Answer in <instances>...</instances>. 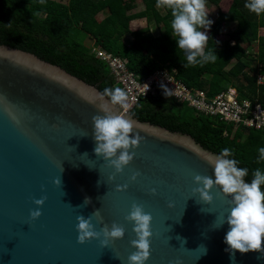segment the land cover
Listing matches in <instances>:
<instances>
[{
  "label": "water",
  "instance_id": "1",
  "mask_svg": "<svg viewBox=\"0 0 264 264\" xmlns=\"http://www.w3.org/2000/svg\"><path fill=\"white\" fill-rule=\"evenodd\" d=\"M98 93L61 67L0 45V264H129L137 237L125 217L134 202L153 217L145 264H233L224 242L229 226L217 228L231 198L214 187L207 204L193 192L195 175L215 179L203 158L215 154L115 105L114 112L135 121L133 138L142 137L130 149L133 161L115 173L94 152L92 117L103 113L90 98ZM118 185L128 187L118 191ZM45 196L42 215L32 220L31 210L39 207L34 199ZM98 209L92 222L100 238L79 243L77 217ZM113 222L125 236L105 247L102 229ZM234 264H264V255L237 251Z\"/></svg>",
  "mask_w": 264,
  "mask_h": 264
},
{
  "label": "trees",
  "instance_id": "2",
  "mask_svg": "<svg viewBox=\"0 0 264 264\" xmlns=\"http://www.w3.org/2000/svg\"><path fill=\"white\" fill-rule=\"evenodd\" d=\"M136 1L139 0H69L68 4H62L52 0L43 3L0 0V45L20 49L61 67L99 92L117 87L107 66L85 45L82 37L85 35L96 47L128 60L130 70L138 78H147L166 67L174 68L178 79L189 88L205 90L214 96L233 87L240 98L264 105V85L257 83L258 75L264 76V36L259 35V30L264 28V14L256 15L246 9L248 0H232L227 15H233L237 23L227 39L220 40L226 35L223 19L227 15L222 12L218 14L217 25L209 29L205 51L215 49L216 62L186 68L184 54L179 51L177 54V43L170 34V10L157 8V0H141L144 9L133 14ZM221 1L207 0V6H218ZM101 14L107 16L99 21ZM143 19L154 24L160 33L155 35L149 26L132 31L131 23ZM128 37L132 39L129 45L125 43ZM254 44L257 52L251 54L250 47ZM180 106L157 94L142 99L130 116L171 133L188 135L215 155L224 148L231 149V158L239 162L238 167L249 171L246 182L251 181L256 169L264 171V161L257 162L258 149L264 147V130L234 128L218 118L186 113Z\"/></svg>",
  "mask_w": 264,
  "mask_h": 264
},
{
  "label": "clouds",
  "instance_id": "3",
  "mask_svg": "<svg viewBox=\"0 0 264 264\" xmlns=\"http://www.w3.org/2000/svg\"><path fill=\"white\" fill-rule=\"evenodd\" d=\"M156 7L166 8L171 12L170 34L177 43V54L178 51L184 54L183 59L186 61L183 63L184 68L216 62L218 56L215 49L205 51L209 36L206 31L201 30L210 29L214 23L208 18L207 0H157ZM244 7L256 15L264 14V0H248ZM161 87L166 96L172 94L166 86ZM90 99L103 113L92 117L94 125L92 136L96 143L94 152L107 161L109 166L115 169V173H122L135 157V153L130 152V149L138 148L142 139L138 133L134 138L132 136L134 128L137 127L135 121L113 111L115 105L127 108L128 95L124 89L114 87L105 88ZM232 156L233 151L229 148L222 149L219 155L204 154L203 158L213 166L215 179L206 175H195L194 182L198 187L194 188L193 192L198 193L200 199L207 204L213 202L210 193L214 187H219L225 197L231 198L228 201L230 213L219 218L217 228L225 223L229 226L224 237V242L228 245L225 251L230 253V259L234 264L237 251L242 254L259 252L264 255V191H262L264 171L256 169L251 181L246 182L248 169L238 167L239 162L231 158ZM260 161H264V147L258 149L257 162ZM138 176L140 173L136 172L132 180L135 181ZM110 179L114 180L115 174ZM55 183L60 185L61 180L58 179ZM127 187L128 185H118L117 190L124 191ZM155 192L156 190L152 189V193ZM46 199V196L34 199V203L39 207L31 210L32 220L42 215L40 207L44 205ZM89 203L90 198H86L83 204L86 206ZM94 215H99V209L87 218L84 215L77 217L78 242L81 244L99 239L101 236V231H97L92 222ZM125 219L133 223V231L137 237L131 241L136 251L128 257L129 264H145L151 255L153 217L145 212L141 204L134 202L130 214ZM102 234L105 237L102 244L107 247L109 240L122 239L125 236V229L113 222L110 229L107 225L103 227Z\"/></svg>",
  "mask_w": 264,
  "mask_h": 264
},
{
  "label": "built area",
  "instance_id": "4",
  "mask_svg": "<svg viewBox=\"0 0 264 264\" xmlns=\"http://www.w3.org/2000/svg\"><path fill=\"white\" fill-rule=\"evenodd\" d=\"M92 55L107 66L115 85L126 91L128 106L124 110L127 114H130L142 99L160 94L177 104L187 105L196 114L218 118L224 123L232 124L234 128L264 130V105L257 100L240 98L233 87L210 96L205 90L192 89L182 83L178 79V71L174 68L166 67L142 79L130 70L128 60L104 51L94 44ZM257 83L264 85L263 75H258ZM161 85L170 89L172 94L166 96Z\"/></svg>",
  "mask_w": 264,
  "mask_h": 264
},
{
  "label": "rangeland",
  "instance_id": "5",
  "mask_svg": "<svg viewBox=\"0 0 264 264\" xmlns=\"http://www.w3.org/2000/svg\"><path fill=\"white\" fill-rule=\"evenodd\" d=\"M52 1H55L57 3H62V4H68L69 3V0H52ZM231 4H232V0H222L221 3L218 5V6H207V10L209 12V19L212 20L214 23L212 24L213 27H215L217 25V20H218V14L220 12H222L223 14L227 15L229 12H230V7H231ZM145 7V4L139 0V1H136L135 2V8H133V11L132 13L133 14H136V13H139V11L143 10ZM161 9V8H160ZM162 12H164L163 10H161ZM107 15L106 14H101L99 17H98V20L101 21L103 20ZM144 23L147 22V21H143ZM236 23H237V19L233 16V15H227L224 19H223V30H224V36H221L220 37V40H225L227 39V36L229 34V32H231L233 30V28L236 27ZM147 26H144V29H147L148 26L150 27V30L155 34V35H158L160 33V30L154 25V24H148L146 23ZM145 24V25H146ZM134 25H138L137 22H135L134 24H132V31H137V27H135ZM206 34L209 36V29H206ZM259 35L260 36H264V28H261L259 30ZM83 39H84V42H85V45L88 47V48H92L93 46V41H90V39L88 37H86L85 35H82ZM130 42H132V39L131 37H128L126 39V42L127 45L130 44ZM256 44V43H255ZM252 45L250 48H251V54H253V52H257V46L256 45ZM245 46V45H244ZM234 63V61H232L230 63V65L227 67V69ZM180 110H184V112L186 113H192L193 114V111L187 106V105H181ZM178 109V110H179Z\"/></svg>",
  "mask_w": 264,
  "mask_h": 264
},
{
  "label": "crops",
  "instance_id": "6",
  "mask_svg": "<svg viewBox=\"0 0 264 264\" xmlns=\"http://www.w3.org/2000/svg\"><path fill=\"white\" fill-rule=\"evenodd\" d=\"M144 20L147 21L146 19H143V20H137V21L132 22L130 28H133V27H132V24H134L135 22H137L138 25H134L135 27L138 28L137 31L145 30V29H144V26H147V24H146L147 22L144 23V22H143ZM145 24H146V25H145ZM131 30H132V29H131Z\"/></svg>",
  "mask_w": 264,
  "mask_h": 264
}]
</instances>
